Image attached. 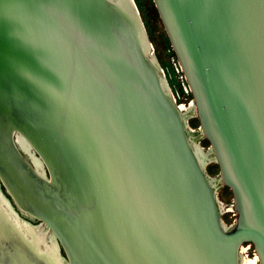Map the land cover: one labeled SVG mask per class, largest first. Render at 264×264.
<instances>
[{
	"label": "water",
	"instance_id": "obj_1",
	"mask_svg": "<svg viewBox=\"0 0 264 264\" xmlns=\"http://www.w3.org/2000/svg\"><path fill=\"white\" fill-rule=\"evenodd\" d=\"M131 1L0 0V264H264V0H153L229 228Z\"/></svg>",
	"mask_w": 264,
	"mask_h": 264
},
{
	"label": "rangeland",
	"instance_id": "obj_2",
	"mask_svg": "<svg viewBox=\"0 0 264 264\" xmlns=\"http://www.w3.org/2000/svg\"><path fill=\"white\" fill-rule=\"evenodd\" d=\"M137 9L139 11L141 20L144 23V26L146 28L147 33L150 32V46H151V55L153 58L156 59L158 64L161 66L162 63L167 64L170 68L173 69L172 66V57L168 54V51L164 44V38L167 37L165 29L163 27V24L159 18V14L157 12V9L155 7V4L153 0H134ZM172 49V48H171ZM162 67V66H161ZM163 69V68H162ZM163 73L168 81L167 72L163 69ZM171 88V87H170ZM171 92H174L171 88ZM192 98L185 100L183 104L188 107V105L191 103ZM195 119V117L187 119V129L194 131L196 138L197 136V145L202 148L205 152L211 150L209 144H205L206 139L202 135L201 131L199 130V124H196V127H193L192 121ZM203 166L205 168V172L209 178L210 181H212V185L216 187L215 195L216 200L218 202L220 212H221V221L223 222V225H225L227 228L231 227L234 223V217H232V214L234 213V206H233V197L232 195L226 190L225 187H222L221 185L217 187L218 183V177H219V168L217 164L214 162V160H210L209 162H203ZM37 224V223H36ZM40 226H38L39 228ZM251 245V244H250ZM249 245L243 244L239 249V258H248V259H254V256H256L254 249L252 245L248 250L246 248ZM245 256V257H244ZM257 264L258 260H257Z\"/></svg>",
	"mask_w": 264,
	"mask_h": 264
},
{
	"label": "bare ground",
	"instance_id": "obj_3",
	"mask_svg": "<svg viewBox=\"0 0 264 264\" xmlns=\"http://www.w3.org/2000/svg\"><path fill=\"white\" fill-rule=\"evenodd\" d=\"M120 1H123V2H126V3H128V4H131L132 3V1L131 0H120ZM149 53H150V55H151V46H149ZM151 57H153L152 55H151ZM156 60V59H155ZM179 109H180V111H181V113H182V115H183V118H184V120L185 121H187V119H189V118H192L193 116H194V114H195V109H194V105H193V103L192 104H190V105H188V107L187 106H184V105H180L179 106ZM202 133V132H201ZM187 134H188V138H189V141H190V144H191V146H192V148H193V150L195 151V153L197 154V156H198V159L200 160V162H201V164L203 165V162L205 163V162H209L210 160H213L214 158H213V153H212V151L211 150H209V151H207V152H205L204 150H202V148L201 147H199L198 145H197V136H196V138H194V136H195V133H194V131H192L191 132V130H188L187 129ZM203 135V134H202ZM17 140L21 143V145H22V147L24 148V150L27 152V154H29V156L34 160V161H38L39 162V160L34 156V155H32V150L29 148V145L27 144V142H25L24 141V139L22 138V137H17ZM40 163V162H39ZM211 182V184L213 183L212 181H210ZM215 184H213L212 186L213 187H215L214 186ZM11 203V202H10ZM7 204H9V203H7ZM10 206V205H9ZM12 208V207H11ZM14 211V210H13ZM9 218H11L12 220H14L13 218H12V216L11 217H9ZM21 219V218H20ZM15 222V221H14ZM38 225V224H37ZM33 230H35V232L36 233H38V234H40V232H42L43 231V227H36V226H33ZM46 238H48V239H51L53 242H55L53 239H52V236L51 235H46L45 236ZM245 257V256H244ZM53 259V258H52ZM257 260H258V258H257V256H254V259H246V258H243V257H240L239 258V261H238V264H257ZM60 261H62V262H64V260L63 259H61ZM259 263V262H258Z\"/></svg>",
	"mask_w": 264,
	"mask_h": 264
},
{
	"label": "built area",
	"instance_id": "obj_4",
	"mask_svg": "<svg viewBox=\"0 0 264 264\" xmlns=\"http://www.w3.org/2000/svg\"><path fill=\"white\" fill-rule=\"evenodd\" d=\"M171 63L173 66L175 80L178 84V89L176 91L173 90L174 92H172V97H173V101L175 102L177 107H179L180 105H184L183 102L185 100L192 98V95H191L190 88L187 84L185 75L182 71V68H181L177 58L172 57ZM191 103H193V99H192ZM232 217H234V220H235V211L232 214ZM248 245L249 246L246 248V250H248L251 246L250 244H248Z\"/></svg>",
	"mask_w": 264,
	"mask_h": 264
},
{
	"label": "trees",
	"instance_id": "obj_5",
	"mask_svg": "<svg viewBox=\"0 0 264 264\" xmlns=\"http://www.w3.org/2000/svg\"><path fill=\"white\" fill-rule=\"evenodd\" d=\"M147 34L149 35V37L151 36V35H150V32H148ZM163 40H164L165 47H166V49H167V51H168V54H169L171 57H175L174 52H173V50L171 49L170 43H169V41H168V38L165 37ZM161 66H162V68L167 72L168 83H169L170 87H171L174 91H176V90L178 89V84H177V82H176V80H175V76H174V71H173V69L170 68V67H169L167 64H165V63H162ZM196 124H199V123H198V120H197V119H194V120L192 121V124H191V125H192L193 127H196ZM205 144H209V142L206 140V141H205ZM225 188H226V187H225ZM226 190H228V192L231 194V192H230V190H229L228 188H226ZM231 195H232V194H231Z\"/></svg>",
	"mask_w": 264,
	"mask_h": 264
},
{
	"label": "flooded vegetation",
	"instance_id": "obj_6",
	"mask_svg": "<svg viewBox=\"0 0 264 264\" xmlns=\"http://www.w3.org/2000/svg\"><path fill=\"white\" fill-rule=\"evenodd\" d=\"M32 160H33V159H32ZM0 193H1L2 196H3V199H4L7 203H9L10 207H12V210H14V212L19 216V218H21L23 221L27 222V223L30 224L31 226H36V227L41 226V227H42V224H41L39 221L34 220V219L31 218L29 215H27V214H25V213L19 211V210L15 207V205H14L12 199L9 197V195L7 194V192L5 191V189L3 188V186H2L1 183H0ZM10 202H11V203H10ZM36 223H37L38 225H37Z\"/></svg>",
	"mask_w": 264,
	"mask_h": 264
}]
</instances>
